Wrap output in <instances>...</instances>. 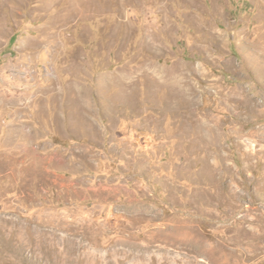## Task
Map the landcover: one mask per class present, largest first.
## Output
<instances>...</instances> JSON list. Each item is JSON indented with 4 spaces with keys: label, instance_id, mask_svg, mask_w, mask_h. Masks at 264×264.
Instances as JSON below:
<instances>
[{
    "label": "rangeland",
    "instance_id": "1",
    "mask_svg": "<svg viewBox=\"0 0 264 264\" xmlns=\"http://www.w3.org/2000/svg\"><path fill=\"white\" fill-rule=\"evenodd\" d=\"M0 264H264V0H0Z\"/></svg>",
    "mask_w": 264,
    "mask_h": 264
}]
</instances>
